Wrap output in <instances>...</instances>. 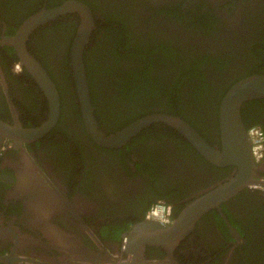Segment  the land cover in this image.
Returning a JSON list of instances; mask_svg holds the SVG:
<instances>
[{
	"label": "flooded vegetation",
	"instance_id": "1",
	"mask_svg": "<svg viewBox=\"0 0 264 264\" xmlns=\"http://www.w3.org/2000/svg\"><path fill=\"white\" fill-rule=\"evenodd\" d=\"M67 6L31 29L34 15ZM86 21L96 127L74 75ZM28 55L58 97L54 124L37 136L31 132L47 125L56 97L29 70ZM257 73H264V0H0V264H109L114 254L129 264L125 248L117 254L111 244L137 227L146 236L170 232L178 215L241 169L215 163L164 121L117 145L97 134L170 115L222 150L221 103ZM128 78L142 88L126 93L119 82ZM241 116L256 182L203 212L175 243L146 244L148 264H264V144L257 154L250 132L264 136V98L245 101ZM153 205L169 206L172 222L150 218Z\"/></svg>",
	"mask_w": 264,
	"mask_h": 264
},
{
	"label": "water",
	"instance_id": "2",
	"mask_svg": "<svg viewBox=\"0 0 264 264\" xmlns=\"http://www.w3.org/2000/svg\"><path fill=\"white\" fill-rule=\"evenodd\" d=\"M75 10L82 12L85 6L75 3ZM69 6L64 9H58L55 13H40L31 18V29L35 24L44 19L45 16L53 15L68 10ZM71 9V8H70ZM87 22V23H86ZM83 25L77 39L74 49L73 64L74 75L77 81L79 97L81 100L84 114L89 119L91 127H96V122L92 118L93 107L90 98L85 64L83 60L84 44L86 43L92 29V21H86ZM29 23V21L27 22ZM29 27L26 25L24 28ZM30 63L29 70L35 74L44 87L49 88L56 99L52 108V117L47 125L32 130L31 134L37 136L42 134L54 124L58 115V97L57 90L46 70L41 66L35 57L28 55ZM264 98V73H257L246 76L236 82L226 93L221 103V126L223 149L218 150L208 143L189 123L170 115H150L134 123L131 127L110 136H105L101 132L97 138L104 144L117 145L125 142L136 130L147 126L155 121H164L176 127L182 134L190 140L206 157L220 165L237 164L240 167V173L231 179L230 182L224 183L206 195L198 199L188 210H184L172 223L171 230L168 233L143 235L140 233V227L135 228L128 241H126L125 251L128 253L129 264H148L145 258L146 244L157 243L165 246L166 244L175 243L179 237L189 231L195 224L197 218L205 211L212 207L220 208L223 199L235 194L239 189L248 183L256 182L252 179V151L247 129L241 116V106L247 100ZM264 183V182H263ZM235 231V228H232Z\"/></svg>",
	"mask_w": 264,
	"mask_h": 264
},
{
	"label": "built area",
	"instance_id": "3",
	"mask_svg": "<svg viewBox=\"0 0 264 264\" xmlns=\"http://www.w3.org/2000/svg\"><path fill=\"white\" fill-rule=\"evenodd\" d=\"M250 132L252 133L253 138V149L257 154H260L264 144L263 132L257 127H253ZM148 216L167 223H170L173 220L171 209L167 205H153L148 211Z\"/></svg>",
	"mask_w": 264,
	"mask_h": 264
},
{
	"label": "trees",
	"instance_id": "4",
	"mask_svg": "<svg viewBox=\"0 0 264 264\" xmlns=\"http://www.w3.org/2000/svg\"><path fill=\"white\" fill-rule=\"evenodd\" d=\"M87 65L89 66V68L90 67L93 68L92 65H89L88 63H87ZM89 81H90L91 87H93L94 78H93V74L92 73L89 74ZM119 84L122 85L123 87L125 86L126 93H127V91H129L128 87L132 86V88H131L132 92H136L137 90L139 91L142 88V86H143L142 84H134V86H133L130 83V79L129 78L126 79V80L125 79L121 80L119 82ZM133 87H134V89H133Z\"/></svg>",
	"mask_w": 264,
	"mask_h": 264
},
{
	"label": "rangeland",
	"instance_id": "5",
	"mask_svg": "<svg viewBox=\"0 0 264 264\" xmlns=\"http://www.w3.org/2000/svg\"><path fill=\"white\" fill-rule=\"evenodd\" d=\"M123 245L124 244H122V245L117 244V245H115V247L110 248L109 251H115L117 254H119V252H120V254H121V252L123 253V251H121V248L123 247ZM115 248H118V249L115 250ZM109 251H108V253H110ZM116 257H119V256H117V255L114 254V257H112V258L110 257V259L107 258V259H104V260H110L108 262L109 264H111V263L112 264H117V260L118 259ZM119 258H121V256Z\"/></svg>",
	"mask_w": 264,
	"mask_h": 264
},
{
	"label": "clouds",
	"instance_id": "6",
	"mask_svg": "<svg viewBox=\"0 0 264 264\" xmlns=\"http://www.w3.org/2000/svg\"><path fill=\"white\" fill-rule=\"evenodd\" d=\"M125 243H126V241L123 242L124 245H125ZM117 244H119V242H118V243L115 242L114 244H111V246H112V247H115V245H117ZM123 248H125V246H123ZM116 249H118V248H115V250H116ZM119 263H120V262H119V259H118V260H117V264H119Z\"/></svg>",
	"mask_w": 264,
	"mask_h": 264
},
{
	"label": "bare ground",
	"instance_id": "7",
	"mask_svg": "<svg viewBox=\"0 0 264 264\" xmlns=\"http://www.w3.org/2000/svg\"><path fill=\"white\" fill-rule=\"evenodd\" d=\"M218 181H219V180H218ZM223 183H224V182H223ZM217 184H218V183H217ZM221 184H222V183H221ZM213 186H214V185H213ZM214 187H215V186H214ZM210 188H211V187H210ZM210 188H209V189H210ZM212 188H213V187H212ZM215 188H216V187H215ZM204 193H205V192H204ZM231 196H232V195H231ZM223 200H224V199H223ZM188 201H189V200H188ZM189 202H190V201H189ZM213 208H214V207H213ZM215 208H216V207H215ZM176 216H177V215H176ZM178 216H179V215H178Z\"/></svg>",
	"mask_w": 264,
	"mask_h": 264
}]
</instances>
